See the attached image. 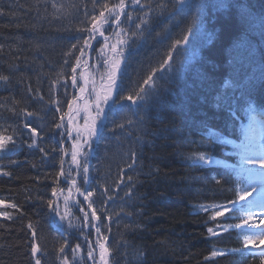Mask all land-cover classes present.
<instances>
[{
  "label": "trees",
  "instance_id": "16d2710c",
  "mask_svg": "<svg viewBox=\"0 0 264 264\" xmlns=\"http://www.w3.org/2000/svg\"><path fill=\"white\" fill-rule=\"evenodd\" d=\"M102 33L90 93L120 62L116 92L93 105L107 119L89 165L66 160L76 205L53 216L72 80ZM261 68L264 0H0V264H88L89 238L108 264H258L237 216L211 210L236 201L222 139L264 103Z\"/></svg>",
  "mask_w": 264,
  "mask_h": 264
},
{
  "label": "rangeland",
  "instance_id": "374dc122",
  "mask_svg": "<svg viewBox=\"0 0 264 264\" xmlns=\"http://www.w3.org/2000/svg\"><path fill=\"white\" fill-rule=\"evenodd\" d=\"M117 64V63H116ZM112 65L113 75L110 79H107L102 89L104 90L103 95L101 90L99 89V92L95 95L94 98H97L98 101H104V100H113L115 95V86H116V77H118L120 73L121 65ZM87 89L90 88L89 81L87 80ZM85 82V81H84ZM86 86H84V90L86 91ZM78 88V87H77ZM79 90V88H78ZM82 93V90L79 91V95ZM112 102V101H111ZM100 104V103H99ZM98 105V104H97ZM90 106L84 108V110H88ZM92 112L97 111V106H93L91 108ZM251 122H249V125H254V128L256 129V133L259 131V127L262 125L261 122H259L258 117H251ZM251 130L250 128L248 131ZM253 132V131H252ZM251 132V133H252ZM259 134V133H258ZM70 138V137H69ZM66 141H68V138H66ZM242 143L244 144V148H241L239 153L235 156L236 163L235 166L237 167V170L240 174H244V177L240 180L244 182L243 186L241 185H235L236 192L238 195V205L237 206H231V207H225V206H215L212 208V213H222V211H227L225 209H234V211H229L231 213H250L251 205L255 202H257V199L264 198V178L259 177V175H264V156L262 155V151H264V148L260 146L259 143H255L254 139L248 140V135L244 134L242 137ZM248 141V142H247ZM72 142V141H71ZM241 145V144H240ZM67 146V144H65ZM263 150H260L262 149ZM68 154H65V159L70 157V148L67 147ZM233 160V159H232ZM78 161H74L75 163ZM81 161H85V159H82ZM235 161V160H233ZM87 163V164H86ZM63 164V159H62ZM88 161H85V164H83V168H86L88 166ZM223 167L226 169L227 166L223 165ZM69 175L64 177L62 179L63 185H61L62 188L66 187V192L64 194L60 193V196L63 200V205L66 206V209L63 208L61 210H56L58 214H63L64 216L68 213V210L72 206H74L75 201L77 200V194L75 192L74 185L78 183L77 179H73L70 181L67 179ZM72 177V176H71ZM75 185V186H76ZM63 196V197H62ZM79 200V199H78ZM82 213H86L84 210L81 211ZM55 213V212H53ZM235 222H238V224L234 225V228H229V233H238V234H246L244 237H241L240 244L245 250L244 256L247 258H256L258 260L263 261L264 259V215L259 212L257 215L250 214L247 218H245L243 221H239L238 218H236ZM87 222V221H86ZM240 224V225H239ZM236 226V227H235ZM242 234V235H243ZM238 239V238H237ZM239 240V239H238ZM84 245L86 246L87 250L86 255H84L87 263L90 264H106L107 259V251L104 249H98V247L102 246V242L100 240H97V243L91 242V239L89 238L88 241L83 240ZM94 245L95 248V254L92 252V255L89 252V245ZM78 248H75L73 250H76ZM230 253V251H228ZM229 253L226 252V254L229 256ZM73 257L78 260L77 263L80 262L81 258L79 255V251H77ZM255 260V259H253ZM63 264H71L69 262H63Z\"/></svg>",
  "mask_w": 264,
  "mask_h": 264
},
{
  "label": "bare ground",
  "instance_id": "6f19581e",
  "mask_svg": "<svg viewBox=\"0 0 264 264\" xmlns=\"http://www.w3.org/2000/svg\"><path fill=\"white\" fill-rule=\"evenodd\" d=\"M257 74L259 75V76H263L264 75V68H261V69H258L257 70ZM73 76V75H72ZM227 81H228V77H226L225 78ZM222 88H223V86L221 87V90H222ZM242 100V99H241ZM45 128L49 131V133H51V128L50 127H48V125H45ZM64 147V146H63ZM66 147V146H65ZM64 147V148H65ZM67 173H68V166L66 165V164H62V166H61V176H60V178H64L66 175H67ZM61 183H63L62 181H61ZM56 199V198H55ZM56 202H57V200H56ZM61 209V206H59V204H58V202L56 203V205H55V207H54V210H53V212H55L54 214H53V216L54 215H56L57 213V211L56 210H60ZM86 216V215H85ZM93 217V216H92ZM51 221H54V218H52L51 220H50V222ZM92 221H93V219H92ZM87 222H88V224L90 225V228H91V230H94L95 231V228H96V226H95V222H94V224H93V222H91V218H90V216H88L87 217Z\"/></svg>",
  "mask_w": 264,
  "mask_h": 264
},
{
  "label": "water",
  "instance_id": "95a60500",
  "mask_svg": "<svg viewBox=\"0 0 264 264\" xmlns=\"http://www.w3.org/2000/svg\"><path fill=\"white\" fill-rule=\"evenodd\" d=\"M100 39H102L101 37H100ZM94 42L95 41H93V43L92 44H94ZM88 63V62H87ZM103 123V125H104V122H102ZM92 136H94V137H96V136H98L101 132H102V130H95L94 132L93 131H88Z\"/></svg>",
  "mask_w": 264,
  "mask_h": 264
}]
</instances>
